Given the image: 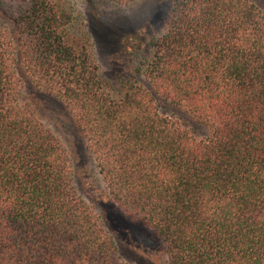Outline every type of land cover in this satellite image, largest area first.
<instances>
[{
	"label": "trees",
	"instance_id": "16d2710c",
	"mask_svg": "<svg viewBox=\"0 0 264 264\" xmlns=\"http://www.w3.org/2000/svg\"><path fill=\"white\" fill-rule=\"evenodd\" d=\"M121 10L146 0H111ZM0 264H128L80 194L69 149L20 96L72 114L110 200L167 264H264V11L172 0L135 79L104 75L69 0H0ZM19 68L22 69V73ZM208 136L161 115L153 92Z\"/></svg>",
	"mask_w": 264,
	"mask_h": 264
},
{
	"label": "rangeland",
	"instance_id": "374dc122",
	"mask_svg": "<svg viewBox=\"0 0 264 264\" xmlns=\"http://www.w3.org/2000/svg\"><path fill=\"white\" fill-rule=\"evenodd\" d=\"M69 1L76 16L85 21L94 43L96 59L114 86H118L122 80L137 77L135 70L140 56L146 54L145 44L148 39L165 31L172 2L146 0L121 10L111 0ZM252 1L264 11V0ZM0 27L13 30L1 9ZM19 70L23 72L21 68ZM24 77L21 104L33 105L46 126L69 149L80 194L103 218L123 261L128 264H167L165 247L156 234L133 223L110 200L72 114L57 99L33 89L27 77ZM141 81L152 91L150 85ZM153 94L161 115L179 121L197 139L208 136L207 130L199 127L189 115Z\"/></svg>",
	"mask_w": 264,
	"mask_h": 264
}]
</instances>
